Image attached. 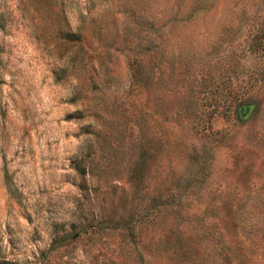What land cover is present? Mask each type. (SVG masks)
I'll return each instance as SVG.
<instances>
[{
    "label": "rangeland",
    "instance_id": "374dc122",
    "mask_svg": "<svg viewBox=\"0 0 264 264\" xmlns=\"http://www.w3.org/2000/svg\"><path fill=\"white\" fill-rule=\"evenodd\" d=\"M0 264H264V0H0Z\"/></svg>",
    "mask_w": 264,
    "mask_h": 264
},
{
    "label": "trees",
    "instance_id": "16d2710c",
    "mask_svg": "<svg viewBox=\"0 0 264 264\" xmlns=\"http://www.w3.org/2000/svg\"><path fill=\"white\" fill-rule=\"evenodd\" d=\"M249 108L248 106H244L242 108H240L236 113L238 114L239 118H243V117H247V115H249Z\"/></svg>",
    "mask_w": 264,
    "mask_h": 264
}]
</instances>
